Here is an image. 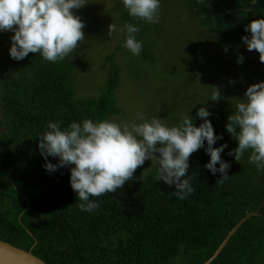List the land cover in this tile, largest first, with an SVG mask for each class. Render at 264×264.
Masks as SVG:
<instances>
[{"label":"trees","instance_id":"16d2710c","mask_svg":"<svg viewBox=\"0 0 264 264\" xmlns=\"http://www.w3.org/2000/svg\"><path fill=\"white\" fill-rule=\"evenodd\" d=\"M114 5L129 23L121 0ZM187 6L208 33L233 49L251 35L245 32L249 22L264 18V0L253 6L249 0H187ZM122 45L105 56L109 65L100 93L88 96L79 93L77 84L84 83L77 82L72 60L52 63L29 53L17 61L0 53V240L31 249L47 264H203L255 212L210 264H264V171L248 162L250 153L240 162L228 155L237 146L225 128L230 112L212 111L209 117L223 137L213 147L228 145L221 158L230 164V177L221 183L219 173L211 174L204 167L209 156L199 149L189 157L194 192L185 200L176 199L175 186L155 181V169L143 164L116 192L92 197L98 209L83 212L69 183L70 166L52 173L43 167L37 136L49 122L67 127L125 113L115 93L120 69L114 55ZM188 115L196 126L202 123L195 112ZM181 116L164 107L168 125ZM48 161L58 163L55 157Z\"/></svg>","mask_w":264,"mask_h":264},{"label":"clouds","instance_id":"9594fccd","mask_svg":"<svg viewBox=\"0 0 264 264\" xmlns=\"http://www.w3.org/2000/svg\"><path fill=\"white\" fill-rule=\"evenodd\" d=\"M91 0H0V32L11 31L8 53L13 60H23L29 53H39L45 61L56 63L73 54L85 39V23L73 10L80 9ZM257 0H249L256 3ZM124 9L132 18L146 23L160 22L161 0H121ZM140 28L133 23L122 27L110 23L107 34L124 36V47L139 56L143 48L137 39ZM250 36L241 40L248 51H257L264 63V18L254 19L245 27ZM227 51V49H225ZM243 62V56L237 63ZM209 100L220 99L217 88ZM244 99H236L235 109L228 117L226 131L237 141V146L228 155L240 162L245 153L248 162L264 171V81L250 84ZM189 111V110H188ZM212 113L200 107L196 116L202 119L199 126L194 118L182 115L179 123L168 125L160 118L148 119L137 113L139 122L118 123L110 119L93 121L85 118L62 127L61 122H49L46 130L39 134L38 149L45 159L43 167L49 173L59 167H69V183L77 194L78 208L92 213L99 202L92 197L114 193L133 178L135 170L145 160L151 161L155 169V181L174 185L173 195L185 200L194 192L188 174L189 157L203 148L209 156L204 167L213 175L219 173L228 179L230 164L221 158L227 143L213 147L222 135L214 132L209 117ZM206 142V146H205ZM55 157L58 163L48 161ZM219 165V167H217ZM148 169V168H147Z\"/></svg>","mask_w":264,"mask_h":264},{"label":"rangeland","instance_id":"374dc122","mask_svg":"<svg viewBox=\"0 0 264 264\" xmlns=\"http://www.w3.org/2000/svg\"><path fill=\"white\" fill-rule=\"evenodd\" d=\"M117 1L91 0L73 10L85 23V39L66 59L75 63L77 82L84 83L77 84L80 95L100 93L109 65L105 56L124 43L122 34H107L110 23L124 25L119 11L113 10ZM159 15L158 24L130 18V23L140 28L137 39L143 48L135 56L122 45L114 55L120 69L115 93L125 113L110 120L139 122L135 117L142 112L148 119L155 117L164 122V107L182 115L196 113L200 107L217 115L232 114L236 99L245 98L246 88L264 81V63L259 53L248 51L243 42L234 44V49L225 46L220 36L208 33L189 11L187 0H161ZM11 35V31L0 32V53L9 55ZM241 55L243 62L237 63ZM214 87L220 92L217 101L209 100ZM144 165L150 168L151 161L145 160ZM136 172L137 169L133 178Z\"/></svg>","mask_w":264,"mask_h":264},{"label":"water","instance_id":"95a60500","mask_svg":"<svg viewBox=\"0 0 264 264\" xmlns=\"http://www.w3.org/2000/svg\"><path fill=\"white\" fill-rule=\"evenodd\" d=\"M255 3H252V6ZM255 214V212H250L239 221L227 234L221 244L218 246L216 251L212 254V256L205 261L203 264H210L220 253L222 248L226 245L230 236L237 230V228L251 215ZM0 264H47L41 258L34 255L31 249L26 250L15 245H12L8 242L0 240Z\"/></svg>","mask_w":264,"mask_h":264}]
</instances>
